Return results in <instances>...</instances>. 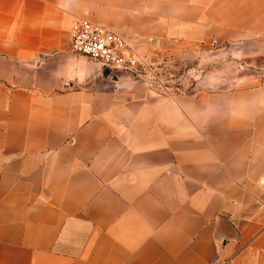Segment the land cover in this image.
Here are the masks:
<instances>
[{
	"label": "crops",
	"instance_id": "obj_1",
	"mask_svg": "<svg viewBox=\"0 0 264 264\" xmlns=\"http://www.w3.org/2000/svg\"><path fill=\"white\" fill-rule=\"evenodd\" d=\"M81 19L217 63L103 74ZM0 264H264V0H0Z\"/></svg>",
	"mask_w": 264,
	"mask_h": 264
},
{
	"label": "built area",
	"instance_id": "obj_2",
	"mask_svg": "<svg viewBox=\"0 0 264 264\" xmlns=\"http://www.w3.org/2000/svg\"><path fill=\"white\" fill-rule=\"evenodd\" d=\"M71 48L109 71H132L145 64L144 58L134 52L122 36L85 19L72 25Z\"/></svg>",
	"mask_w": 264,
	"mask_h": 264
},
{
	"label": "rangeland",
	"instance_id": "obj_3",
	"mask_svg": "<svg viewBox=\"0 0 264 264\" xmlns=\"http://www.w3.org/2000/svg\"><path fill=\"white\" fill-rule=\"evenodd\" d=\"M200 52L198 45L171 46L152 55L149 59L145 58L143 66L129 72L133 76L142 77L160 86L190 90L200 74L212 64L217 63V60L213 59L212 63L205 61L208 64L196 65Z\"/></svg>",
	"mask_w": 264,
	"mask_h": 264
},
{
	"label": "water",
	"instance_id": "obj_4",
	"mask_svg": "<svg viewBox=\"0 0 264 264\" xmlns=\"http://www.w3.org/2000/svg\"><path fill=\"white\" fill-rule=\"evenodd\" d=\"M109 72V70L107 68L103 69V74H107Z\"/></svg>",
	"mask_w": 264,
	"mask_h": 264
}]
</instances>
